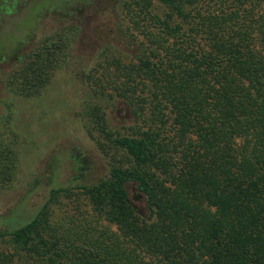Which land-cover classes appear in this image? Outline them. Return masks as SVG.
<instances>
[{"label":"trees","instance_id":"obj_1","mask_svg":"<svg viewBox=\"0 0 264 264\" xmlns=\"http://www.w3.org/2000/svg\"><path fill=\"white\" fill-rule=\"evenodd\" d=\"M95 1L0 0V61L21 63L11 89L15 83L23 96L35 95L58 64V43L20 55L37 20L79 16ZM35 2L33 25L16 30ZM226 4L227 11L198 0L127 3L131 23L140 24L127 27V36L139 52L103 58L95 101L81 105L109 159L97 183L74 186L90 216L79 212L62 231L49 228L51 201L74 195L59 181L61 154L54 156L45 180L34 179L22 196L46 188L34 215L14 229L2 221L13 208L0 218V242L8 238L12 246L0 251V264H264V0ZM163 7L167 12L154 13ZM236 19L242 24L226 32ZM198 27L201 38L191 33ZM113 98L133 118L121 131L104 120ZM5 139L0 135V143ZM66 157L82 166L79 157ZM129 183L146 198L148 217L129 203Z\"/></svg>","mask_w":264,"mask_h":264},{"label":"rangeland","instance_id":"obj_2","mask_svg":"<svg viewBox=\"0 0 264 264\" xmlns=\"http://www.w3.org/2000/svg\"><path fill=\"white\" fill-rule=\"evenodd\" d=\"M129 1L96 0L79 16L69 18L48 14L37 20L33 39L22 47L20 55L43 51L44 41L47 42L44 48L58 43L60 52L54 54L58 64L49 71L48 80L35 95L23 96L15 83L12 89L8 86L12 79L20 81V61H0V135L6 137L0 143L4 147L0 149V168L7 176L0 175V218L13 208L9 212L12 215L2 220L8 228H17L34 215L32 205L40 203L46 188L42 186L37 192L23 198L26 186L34 179L44 181L48 176L49 161L60 154L59 181L73 186L70 191L74 195L59 194L51 201L47 209L49 228L62 231L68 227L69 218L80 217L79 212L90 216L89 204L82 197L79 198L74 186L97 183L106 175L109 159L97 147L94 140L98 137L97 131L88 129L90 123L87 124L89 120L81 112V105L95 101L92 90L98 85H93V82L102 73L100 66L104 64L100 62L104 61L103 58L110 59L113 52L122 55L139 52L127 36L126 28L134 29L130 28L134 26L131 23L133 16L126 7ZM198 1L210 10H229L227 0ZM260 4L256 3L254 13L260 11ZM26 10L24 17L13 24L18 31L33 25V15L39 12V5L35 2ZM135 11L138 13V10ZM143 12L140 11V16ZM163 12H167L164 7L154 10L158 15ZM246 22L243 25L251 24H248V20ZM234 23V26L227 23L225 31L236 28L242 24V20L236 19ZM197 29L199 32L196 33ZM200 30L203 29L198 27L191 33L201 38ZM11 40L7 39L8 45ZM40 54V59L49 57L46 53ZM113 100V105L106 107L104 120L112 130L121 131L120 125L129 126L133 118L124 104L117 98ZM9 140L15 142L8 146L11 151H7ZM70 154L79 157L81 167L77 169L70 163V157H66ZM76 176L79 177L78 182L74 180ZM5 178L6 181H1ZM127 194L129 203L138 214L148 217L146 198L138 192L136 185L127 184ZM3 229L4 226L0 225V230ZM110 230L114 231V227ZM7 239L0 242V251L12 250Z\"/></svg>","mask_w":264,"mask_h":264}]
</instances>
